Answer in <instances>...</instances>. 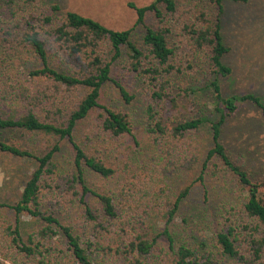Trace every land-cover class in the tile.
<instances>
[{"label": "trees", "instance_id": "16d2710c", "mask_svg": "<svg viewBox=\"0 0 264 264\" xmlns=\"http://www.w3.org/2000/svg\"><path fill=\"white\" fill-rule=\"evenodd\" d=\"M224 1L248 3L209 0L214 10L211 16L203 8L187 9L188 13L175 0H153L142 7L128 3L136 15L134 27L143 29L141 48L131 39L132 29L114 31L71 11L59 15V6L39 8L37 0H0V133L20 131L39 138L44 147L37 153L14 141L0 140L1 156L35 163L16 203H0L11 214L1 222L2 233L23 258L37 260V264H264V177L253 179L232 160L221 140L226 124L242 106L253 107L264 128V94L248 91L225 96L222 92V80L233 75L223 62L229 53L221 34ZM148 16L157 26L146 24ZM170 20L181 27L184 41L180 46L168 42L165 22ZM180 50L182 62L176 59ZM24 54L37 65L23 68L19 60ZM122 58L128 72L143 81L148 99L142 102L149 125L142 146L147 157L135 168L131 163L122 165L120 175L127 184H115L117 198L113 189L87 186L86 170L104 182L120 176L117 169L88 154L74 139V132L94 117L96 129L113 141L131 134L129 115L104 102L106 87L117 91L121 103L135 100L122 83V74L115 71ZM190 58L206 61L207 83L205 89L186 86L180 92L195 104L201 92L209 90L216 119L194 117L165 125L159 116L161 104L177 106L171 86L193 69ZM250 68L262 70L256 64ZM205 122L211 146L204 151L192 137ZM64 142L69 157L62 154ZM135 143L139 145L136 138ZM199 162L194 180L179 188L167 207L156 204L159 212L163 210L160 219L164 221L163 228H158L148 218L146 207L137 203L148 194L141 187L143 178L152 172L193 174ZM206 176L214 178L210 189ZM227 177L235 182L234 188L223 186ZM197 184L204 200L208 201L209 191L218 199L223 220L208 240L213 242V251L207 248L201 255L186 243L176 244L172 234L180 205ZM76 214L83 218L79 229L68 220ZM25 216L35 227L24 238L20 228Z\"/></svg>", "mask_w": 264, "mask_h": 264}, {"label": "rangeland", "instance_id": "374dc122", "mask_svg": "<svg viewBox=\"0 0 264 264\" xmlns=\"http://www.w3.org/2000/svg\"><path fill=\"white\" fill-rule=\"evenodd\" d=\"M152 1L37 0L39 8H47L52 5L59 6L60 10L57 13L59 15L71 11L94 19L104 27L114 31L132 29L131 39L141 48L143 29L140 26L134 27L136 15L133 10L127 7V4L133 3L138 7H142ZM175 1L179 9H186L185 11L188 13L190 11L187 9L196 10L203 8L207 10L209 16L214 14L213 5L209 0ZM146 24L157 26L151 16L147 17ZM165 25L169 28L167 36L169 44L171 46H180L184 41L179 35L181 27L171 20L166 21ZM221 34L224 45L229 48V53L224 56L223 62L233 69V75L222 80L223 94L226 96L248 91L264 94V0H248L246 4L224 1L223 15L221 16ZM181 53L182 50L175 57L182 62ZM190 60L193 63V69L186 75L177 78L171 86L170 95L173 98L175 97L177 106L172 108L170 103L164 102L161 104L163 109L160 110L159 116L165 125L174 126L181 121L194 117L216 119L214 112H212L214 105L211 103L209 90L206 89V91L201 92L198 101H196L197 105L189 102L180 92L186 86H191V88L202 86L204 88L207 83L206 73H208V70L205 71L203 66L206 61L196 58H190ZM19 63L23 68H31L37 65L29 54H24ZM253 64L262 67V70L256 71L255 68H250ZM115 71L122 74V83L126 86L127 91L135 96V100L129 105H126L123 100L121 103L117 91L112 87H106L103 90L104 102L112 109L129 115L132 121L131 134L119 141H113L99 129H96L97 121L94 117H90L89 120L77 126L74 132V139L81 144L88 154L101 158L107 165L117 169V177L120 176L116 180L104 182L99 176L91 175L90 171L86 170L88 175L87 186L93 189H113V193H116L118 198L119 194L114 190L115 184H127L125 183L127 180L120 175L122 165L131 163L133 168H135L139 165V162L147 157L146 151L142 146L149 122L146 119L142 102V100L148 99L147 94L145 95L143 91V88H145L143 81L128 72L125 58H122V62L117 63ZM135 138L139 145H136ZM192 139L201 150L205 151L209 148L211 146L209 124L207 122L203 123L200 131L195 132ZM0 140L14 141L16 144L37 153H40L44 148L42 147L43 141L39 140V138L23 134L20 131L0 133ZM221 140L225 144L232 160L244 166L243 168L248 171L253 179L260 180L264 177V162L262 164L259 161V159L264 161V128L259 124L257 111L253 107H241L240 112L226 124ZM62 144L63 156L69 157L70 153L67 143L64 142ZM140 149H142V152L138 154L137 152ZM250 151L255 152L251 154ZM248 152L250 157L247 154ZM156 161L157 165H160V161L158 159ZM199 165L200 162L192 172L194 175L184 171H172L167 174L152 172L149 176L143 178L141 187L148 194L139 198L137 203H141V206L146 207L148 218L154 222L155 226L162 229L164 225L163 219H160L163 210L160 209L161 212H159L156 204L161 205V207H167L175 193H178L179 188L188 186L194 180ZM34 167L35 163L31 160H15L0 155V203L9 205L16 203L23 183L26 182ZM205 179L209 189L214 186L213 177L206 176ZM137 182L139 181L136 180ZM223 186L232 189L235 187V182L227 177L223 182ZM136 190H140L139 186ZM136 194H139V192H136ZM208 195V201L204 200L201 186L195 185L191 194L180 205L172 227L175 243H186L191 250L199 252V255L206 252L207 248L213 251V242L208 240L211 238V232L217 225H220L218 223L223 221L219 218L218 199H215L211 191H209ZM43 210L49 211L50 209L44 207ZM10 215V212L5 208H0V264H37V260L23 258L10 245V241L5 239L1 222L8 220ZM77 215L68 217V220L75 221L77 224L75 225L79 229L78 227L83 222V218L79 216L80 219H78ZM58 217L61 219L60 215ZM62 218L64 221L66 220L65 217ZM34 227L35 223L33 221L26 216L23 217L20 228L22 237L25 238L26 234L31 232ZM202 244L206 245L203 249L200 248Z\"/></svg>", "mask_w": 264, "mask_h": 264}]
</instances>
